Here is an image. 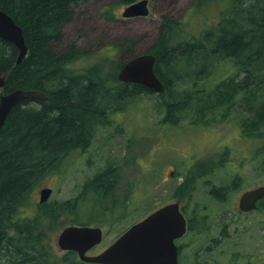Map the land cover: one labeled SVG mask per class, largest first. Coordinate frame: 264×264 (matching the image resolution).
Segmentation results:
<instances>
[{"label":"trees","instance_id":"obj_1","mask_svg":"<svg viewBox=\"0 0 264 264\" xmlns=\"http://www.w3.org/2000/svg\"><path fill=\"white\" fill-rule=\"evenodd\" d=\"M79 1L0 0V9L21 26L28 46L27 55L17 63L18 48L0 37V77L6 75L0 95L23 89L39 90L48 97L20 101L0 128V264H84L76 251L65 253L66 258L65 254L59 256L52 248L49 231L61 219L69 225H92L99 212L114 213L122 196L117 191L119 169H103L74 199L36 202L35 191L49 173L63 171L71 154L89 146L104 113L124 110L130 102L154 92L141 83L119 80L116 70L103 76L100 64L80 71L68 68L84 53L75 41L60 49L63 29L75 15ZM135 1L120 0L123 4ZM211 1L193 0L192 7L197 9ZM223 9L219 11L220 20L199 35L183 32L182 20L162 21L149 51L156 56L154 69L164 85L159 93L170 95L169 100H163L162 122L171 126L180 122L192 103L197 116L205 112L215 116L214 107L230 106L241 98L248 112L239 116L243 135L257 143V155L264 163V0H231ZM109 12L107 17H115ZM227 59L237 68L236 74L209 90L200 85L216 77ZM241 74L244 76L239 78ZM188 78L194 81L192 90L186 92L192 102L184 95L177 99L174 92ZM194 124L202 122L195 119ZM207 166L200 168L207 170ZM198 172L203 174L202 170ZM187 177L169 198L188 200L184 210L195 235L204 230L197 221L206 216L200 217L198 203L190 211L188 203L197 187L195 180ZM231 188L215 186L211 192L224 200ZM84 200L92 202L93 215L82 221L77 214ZM32 207L34 210L29 211ZM261 207L264 198L258 202Z\"/></svg>","mask_w":264,"mask_h":264},{"label":"rangeland","instance_id":"obj_2","mask_svg":"<svg viewBox=\"0 0 264 264\" xmlns=\"http://www.w3.org/2000/svg\"><path fill=\"white\" fill-rule=\"evenodd\" d=\"M230 1L212 0L194 9L193 0H150L149 15L127 18L122 16L127 4L120 0H80L75 15L63 29L60 49L74 41L82 48L84 53L68 65L73 71L100 64L103 76L114 70L118 73L122 66L115 68L117 63L150 51L164 18L182 20L183 32L199 35L220 20L219 11L226 9ZM107 11L115 17H107ZM128 41L132 45H127ZM236 73L232 60L227 59L216 77L200 85L209 90ZM193 83L190 78L181 82L174 90L177 99L181 95L191 99L186 92L192 90ZM167 93L162 96L154 91L130 102L124 110L104 113L89 146L71 154L63 171L46 176L35 191V201L39 202L40 189L47 186L52 193L46 202L74 199L97 173L109 166L118 167L117 191L122 197L128 193V211L125 217H115L113 224L112 218L99 212L92 225L108 230L88 251L97 254L132 224L168 202L171 189L189 176L197 187L190 211L198 203L200 217L206 218L199 220L205 223L203 231L188 235L192 246L184 251L182 264H264V207L242 212L238 205L245 190L264 184L263 157L257 155V143L246 138L241 128L239 116L248 115L242 99L230 106L214 107L215 116L206 112L197 116L192 103L180 122L171 126L162 122L163 100L170 98ZM195 119L202 125L194 124ZM206 165L210 170L200 168ZM222 185L232 186L224 200L211 192ZM91 204L90 200L83 201L77 214L80 220L93 215ZM67 225L61 219L49 231L52 248L59 256L67 252L59 249L56 237Z\"/></svg>","mask_w":264,"mask_h":264},{"label":"water","instance_id":"obj_3","mask_svg":"<svg viewBox=\"0 0 264 264\" xmlns=\"http://www.w3.org/2000/svg\"><path fill=\"white\" fill-rule=\"evenodd\" d=\"M149 0H138L127 5L123 17L149 15ZM0 37L12 42L18 48L17 63L27 55L20 25L7 12L0 9ZM156 56L151 52L140 53L127 60L118 72V79L141 83L156 92L164 90L161 79L154 66ZM5 76L0 77V87ZM25 99L46 100L47 95L39 90L15 89L0 95V128L11 109ZM39 201L45 202L52 193L51 187L40 189ZM264 197V184L245 190L239 198V208L243 212L256 209L258 201ZM187 230V220L180 209L179 202L168 203L143 219L132 224L108 247L97 254L87 251L101 242L103 229L100 226L70 224L65 226L56 237L60 250L77 251L79 257L87 262L103 264H178V246L176 238Z\"/></svg>","mask_w":264,"mask_h":264},{"label":"flooded vegetation","instance_id":"obj_4","mask_svg":"<svg viewBox=\"0 0 264 264\" xmlns=\"http://www.w3.org/2000/svg\"><path fill=\"white\" fill-rule=\"evenodd\" d=\"M118 168V167H117ZM119 183V182H118ZM176 188V185L171 189V192ZM170 192V193H171ZM119 206L118 208L116 209V211L114 213H109V214H105L107 216V219L110 217L112 218L111 221H110V224H113L112 223V220H114L115 217L117 218H120V216L122 217H125L127 211H128V202L126 201V198H125V193H124V196H119ZM121 199H123L121 201ZM186 201L188 200H183V199H180V198H177V197H172V198H169L168 202H166L165 204L163 203V205L161 204L158 208L168 204V203H171V202H179L180 204V209L182 211V213L184 214L186 220H187V230L186 232L179 238H176L175 240V243L177 244L178 246V264H182L183 263V257H184V251L188 248V246H192V242H190L188 240V235L191 233L190 229H189V224H190V218H189V214L186 213V211L184 210V206L186 204ZM126 204V205H125ZM189 205V203H188ZM156 208V209H158ZM155 209V210H156ZM191 214V213H190ZM193 214V213H192ZM148 215V214H147ZM146 215V216H147ZM145 216V217H146ZM144 218V217H143ZM141 218V219H143ZM204 226H205V223H203ZM200 223V221L197 222V225H200L202 227V225ZM94 226H98V225H94ZM108 226V225H107ZM113 226V225H112ZM102 229H103V237H104V233L108 230V227H103V226H100ZM127 230V229H126ZM97 245V244H96ZM95 245V246H96ZM110 245V244H109ZM109 245H107L106 247H108ZM94 247V246H93ZM92 247V248H93ZM106 247H104L101 251H103ZM64 252H68V251H74V250H63ZM89 251V250H88ZM87 251V253H88ZM101 251H99L98 253H100ZM77 252V251H76ZM89 254V253H88ZM78 257H79V254L77 253ZM79 259L84 262V264H103V263H93V262H87V261H84L82 260L80 257Z\"/></svg>","mask_w":264,"mask_h":264},{"label":"bare ground","instance_id":"obj_5","mask_svg":"<svg viewBox=\"0 0 264 264\" xmlns=\"http://www.w3.org/2000/svg\"><path fill=\"white\" fill-rule=\"evenodd\" d=\"M127 5H129V4H127ZM145 53V52H144ZM214 67V66H213ZM48 98V97H47Z\"/></svg>","mask_w":264,"mask_h":264}]
</instances>
